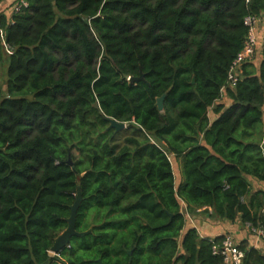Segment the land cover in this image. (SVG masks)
Masks as SVG:
<instances>
[{
	"label": "trees",
	"instance_id": "trees-1",
	"mask_svg": "<svg viewBox=\"0 0 264 264\" xmlns=\"http://www.w3.org/2000/svg\"><path fill=\"white\" fill-rule=\"evenodd\" d=\"M26 1L0 16V264H219L181 201L264 227V46L227 87L264 0ZM79 191L89 232L53 254Z\"/></svg>",
	"mask_w": 264,
	"mask_h": 264
},
{
	"label": "built area",
	"instance_id": "built-area-1",
	"mask_svg": "<svg viewBox=\"0 0 264 264\" xmlns=\"http://www.w3.org/2000/svg\"><path fill=\"white\" fill-rule=\"evenodd\" d=\"M26 6H28V2L26 0H16L12 6L11 15L13 16V14L21 11ZM244 20L248 31L244 45L238 52L229 69L227 87L230 88L237 87L238 82L242 78L243 66L249 63L256 64L258 56L263 55L264 12L259 14H248ZM259 49H261L260 54ZM225 90L226 89L223 88V92H225ZM169 159L172 160L171 155H169ZM242 200H244V198H242ZM181 202L185 203L184 201ZM245 224L248 231L252 233L259 242L264 244V227L254 226L251 223ZM242 244L243 243H240L236 239L234 234H224L221 243L213 246L215 253H220L222 255V261L219 264H244L245 251L241 248Z\"/></svg>",
	"mask_w": 264,
	"mask_h": 264
},
{
	"label": "crops",
	"instance_id": "crops-1",
	"mask_svg": "<svg viewBox=\"0 0 264 264\" xmlns=\"http://www.w3.org/2000/svg\"><path fill=\"white\" fill-rule=\"evenodd\" d=\"M16 0H1L0 1V12L7 16L8 19L12 17V6ZM0 14V16L2 15ZM263 55L257 59L256 64L259 65ZM223 100L221 102H230L226 92H223ZM215 117V115H214ZM213 117V118H214ZM211 118V119H213ZM177 179L181 178L180 165H178ZM249 181L252 184L253 190H264V181L258 180L254 177L249 176ZM182 203L183 212L186 215L187 227L197 228L199 234L203 238H215L223 236L226 233H232L236 239L243 244H247L251 247H255L264 253V244L259 242L257 238L248 231L246 224L242 222L240 216L236 221H230L227 219H213L212 209L207 212H201L198 210L197 213H190L188 205Z\"/></svg>",
	"mask_w": 264,
	"mask_h": 264
},
{
	"label": "water",
	"instance_id": "water-1",
	"mask_svg": "<svg viewBox=\"0 0 264 264\" xmlns=\"http://www.w3.org/2000/svg\"><path fill=\"white\" fill-rule=\"evenodd\" d=\"M141 79H144L143 75L141 77L132 78L131 81L134 82V81H138ZM166 95L167 94L165 93L157 99V105L161 111L164 110V101H165ZM95 107L99 108V103L96 102ZM105 117L110 122V125L108 126V128H115L118 131L127 128V124L125 122L119 121L113 117H108V116H105ZM81 202H82V194H81V191H79L75 203L71 206V215L67 220L68 226L55 239L54 244L51 248L52 253L57 254L62 249H64L65 247L69 246L73 236H83L89 232V231H82L81 232V231L77 230V227H76L77 213H78Z\"/></svg>",
	"mask_w": 264,
	"mask_h": 264
},
{
	"label": "rangeland",
	"instance_id": "rangeland-1",
	"mask_svg": "<svg viewBox=\"0 0 264 264\" xmlns=\"http://www.w3.org/2000/svg\"><path fill=\"white\" fill-rule=\"evenodd\" d=\"M1 1V0H0ZM0 14H2V12H0ZM260 50L261 49H259V54H260ZM258 58H260V55L258 56ZM7 69H8V63H5L4 65H3V67H2V70H1V77H0V79H1V81L3 82V81H5L6 82V80H7ZM224 98L222 97V99L221 100H223ZM210 117L211 118H213L214 117V113L211 111V113H210ZM127 124V123H126ZM128 125V124H127ZM262 129H264V125L262 126ZM173 163H174V166H175V171H176V176L178 175V172H177V169H178V167H177V165H176V163H175V160L173 159Z\"/></svg>",
	"mask_w": 264,
	"mask_h": 264
}]
</instances>
